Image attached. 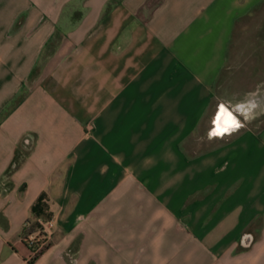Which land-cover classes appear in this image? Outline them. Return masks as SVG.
Masks as SVG:
<instances>
[{"label":"crops","instance_id":"0c3cea01","mask_svg":"<svg viewBox=\"0 0 264 264\" xmlns=\"http://www.w3.org/2000/svg\"><path fill=\"white\" fill-rule=\"evenodd\" d=\"M262 1L0 0V264H264V125L213 92Z\"/></svg>","mask_w":264,"mask_h":264},{"label":"rangeland","instance_id":"374dc122","mask_svg":"<svg viewBox=\"0 0 264 264\" xmlns=\"http://www.w3.org/2000/svg\"><path fill=\"white\" fill-rule=\"evenodd\" d=\"M213 92L234 119L229 128L264 125V0L236 21Z\"/></svg>","mask_w":264,"mask_h":264},{"label":"built area","instance_id":"2783aa9c","mask_svg":"<svg viewBox=\"0 0 264 264\" xmlns=\"http://www.w3.org/2000/svg\"><path fill=\"white\" fill-rule=\"evenodd\" d=\"M37 230L30 233L26 239V245L29 248V258H35L43 250H45L49 244L51 229L53 227L52 219H37ZM252 241V236L250 233L241 234L239 238V245L242 247H247Z\"/></svg>","mask_w":264,"mask_h":264},{"label":"trees","instance_id":"16d2710c","mask_svg":"<svg viewBox=\"0 0 264 264\" xmlns=\"http://www.w3.org/2000/svg\"><path fill=\"white\" fill-rule=\"evenodd\" d=\"M42 199H43V194H40L38 196V198L36 199V201L30 207V212L36 218H39V217L47 218L49 216L48 212H46V205L42 201ZM34 226H37L36 222H33L32 227L34 228ZM30 260H32V259H30ZM29 263H31V262H29Z\"/></svg>","mask_w":264,"mask_h":264},{"label":"flooded vegetation","instance_id":"af4514ba","mask_svg":"<svg viewBox=\"0 0 264 264\" xmlns=\"http://www.w3.org/2000/svg\"><path fill=\"white\" fill-rule=\"evenodd\" d=\"M215 130L217 132H222L223 130L227 129L228 124H231V120L227 117L226 113H225V109H223L217 119H216V123H215Z\"/></svg>","mask_w":264,"mask_h":264}]
</instances>
